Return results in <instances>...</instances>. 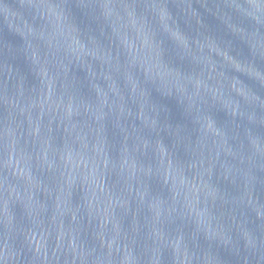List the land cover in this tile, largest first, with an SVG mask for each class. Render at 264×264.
Wrapping results in <instances>:
<instances>
[{
  "label": "water",
  "instance_id": "95a60500",
  "mask_svg": "<svg viewBox=\"0 0 264 264\" xmlns=\"http://www.w3.org/2000/svg\"><path fill=\"white\" fill-rule=\"evenodd\" d=\"M0 264H264V0H0Z\"/></svg>",
  "mask_w": 264,
  "mask_h": 264
}]
</instances>
